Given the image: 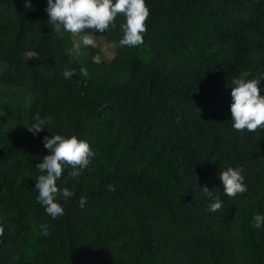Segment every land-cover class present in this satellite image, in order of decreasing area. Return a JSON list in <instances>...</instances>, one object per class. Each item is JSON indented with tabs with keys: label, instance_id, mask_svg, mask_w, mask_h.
Listing matches in <instances>:
<instances>
[{
	"label": "trees",
	"instance_id": "trees-1",
	"mask_svg": "<svg viewBox=\"0 0 264 264\" xmlns=\"http://www.w3.org/2000/svg\"><path fill=\"white\" fill-rule=\"evenodd\" d=\"M30 2L0 0V264H264V224L252 226L264 215V128L235 130L230 110L242 72L264 95V0H146L142 44L120 45L123 15L97 31L117 46L110 61L91 46L84 61L69 56L72 34L53 30L47 0ZM37 115L54 120L34 135ZM56 134L95 156L79 177L65 166L57 186L74 195L53 219L35 165ZM228 167L247 186L235 197L219 178Z\"/></svg>",
	"mask_w": 264,
	"mask_h": 264
},
{
	"label": "clouds",
	"instance_id": "clouds-1",
	"mask_svg": "<svg viewBox=\"0 0 264 264\" xmlns=\"http://www.w3.org/2000/svg\"><path fill=\"white\" fill-rule=\"evenodd\" d=\"M26 9L34 10L30 0H25ZM46 12L48 21L56 32L66 31L74 37H80V41H74L71 49H66L69 56L79 52L81 46H92L95 41L93 32L103 33L110 26L115 28V20L118 15L125 17L124 23L120 25L123 38L119 41L121 46L133 47L143 43V34L146 33V21L150 16V10L146 0H47ZM82 75L87 76V69L81 67ZM74 75V70L65 69L63 77L69 79ZM250 74L242 72L240 78L232 81V103L230 106L232 114V127L240 132L247 130L255 132L264 128V95L261 94V78L246 79ZM37 122L27 126L29 131L35 135L51 124L54 117H36ZM44 146L49 150L42 160L35 165L40 171L36 179L35 188L38 190L37 200L45 207V211L53 219L64 215V208L59 198L65 201L74 195L67 188L61 190L57 186V180L61 178L65 166L73 170L69 173L71 177H79L83 169L87 168L91 158L95 156L88 141L78 139L71 135L65 137L60 134L44 137ZM219 178L222 181L224 193L228 197L247 191L244 176L241 169L228 167L220 171ZM109 190H114L109 185ZM207 197L214 199L210 205V211H218L223 207V201L209 190L207 186L202 187ZM86 197H81L79 206L83 208ZM264 224V215L257 214L253 217L254 228ZM45 232L47 225H44ZM4 234V227L0 225V236Z\"/></svg>",
	"mask_w": 264,
	"mask_h": 264
},
{
	"label": "rangeland",
	"instance_id": "rangeland-1",
	"mask_svg": "<svg viewBox=\"0 0 264 264\" xmlns=\"http://www.w3.org/2000/svg\"><path fill=\"white\" fill-rule=\"evenodd\" d=\"M92 35H93L95 43L91 47L97 49V53L93 55V58L97 61H100V60L110 61L115 56L116 49H117L116 44L106 41V39L103 36L99 35L97 31L93 32ZM71 36H72L71 48H72L74 41L79 42L80 37H74L73 35ZM88 47L89 46L82 45L79 52L76 53L77 57L81 61H84L87 58L89 54ZM142 57L147 58V55H143ZM9 94L10 92L0 85V96H3L2 98L0 97V105H1V102L9 98L8 96ZM19 96H20L19 97L20 104H23V105L27 104V99L29 98V95L25 92H22L19 94Z\"/></svg>",
	"mask_w": 264,
	"mask_h": 264
}]
</instances>
